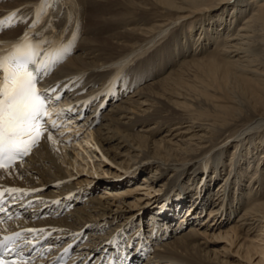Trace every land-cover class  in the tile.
<instances>
[{
	"label": "bare ground",
	"instance_id": "obj_1",
	"mask_svg": "<svg viewBox=\"0 0 264 264\" xmlns=\"http://www.w3.org/2000/svg\"><path fill=\"white\" fill-rule=\"evenodd\" d=\"M36 1L0 0V12L21 14L18 26L0 37L21 32ZM115 2L58 0L44 25L59 31L69 53L50 75L52 84L82 93L76 98L103 88L102 97L109 93L98 114L92 104L82 120L88 138L68 151L66 136H45L25 162L0 171V182L28 187L33 208L68 206L33 222L98 235L84 248L89 251L111 236L105 252L120 264H264V0H129L124 8ZM113 73L114 82L103 87ZM91 150L124 173L104 165L108 182L68 169H79L78 157L92 162L84 153ZM139 178L131 188L128 182ZM140 190L162 193L143 207L142 197L127 201ZM53 199L60 204L53 207ZM209 204L208 224L194 226ZM148 206L156 209L149 216ZM32 215L27 209L24 217L1 222V230ZM227 220L213 236L237 247L242 260L236 262L209 240L210 230ZM145 246L148 257L134 262Z\"/></svg>",
	"mask_w": 264,
	"mask_h": 264
},
{
	"label": "snow or ice",
	"instance_id": "obj_2",
	"mask_svg": "<svg viewBox=\"0 0 264 264\" xmlns=\"http://www.w3.org/2000/svg\"><path fill=\"white\" fill-rule=\"evenodd\" d=\"M39 55L38 46L27 38L14 45L8 53L0 54V71L4 73V83L0 84V169H7V162L17 157L27 156L31 148L39 143L40 129L47 128V122L42 123V118L49 115L47 102L50 98L47 92L53 89L40 92L37 88L39 74L34 66L38 64ZM6 191L11 193L23 189ZM2 195L3 192H0ZM10 239L4 237L0 247ZM0 264L12 262L6 261L0 254Z\"/></svg>",
	"mask_w": 264,
	"mask_h": 264
},
{
	"label": "rangeland",
	"instance_id": "obj_3",
	"mask_svg": "<svg viewBox=\"0 0 264 264\" xmlns=\"http://www.w3.org/2000/svg\"><path fill=\"white\" fill-rule=\"evenodd\" d=\"M112 2L113 1H115V0H111ZM129 0H116V2L115 3H120L121 4V8H124L126 5L125 4H122V3H129L128 2ZM134 1H137V2H140V3H143V1L144 0H134ZM250 1H252V0H250ZM176 25V27H170L169 29H167L165 32H164V34H163V36L164 37H162L161 36V38L159 39V43H161V42H163L164 41V39L165 38H168V37H170V35L177 29V27H179L180 26V23H176L175 24ZM174 28H175V30H174ZM197 38H196V36H195V40H196ZM159 43H157V45L159 44ZM209 51V50H208ZM141 52V51H140ZM140 52H138V54H140ZM205 54H207V52L205 53ZM141 56H144L143 55V53H141V55H138V57L137 58H139V57H141ZM89 111V110H88ZM87 111V112H88ZM100 121V120H99ZM227 139H230L231 137H229V136H227L226 137ZM235 138V137H234ZM233 138V139H234ZM229 141V140H228ZM230 143H232V140L230 141ZM78 144V143H77ZM68 145H69V147H68ZM68 145H66L65 147H67V150L68 151H72V148L73 147H75V146H72V145H70V144H68ZM78 145H80V143L78 144ZM77 148V147H76ZM71 149V150H70ZM77 150H80L79 148L77 149ZM228 151V154H227V156L225 155V159L227 160L228 158H230V155H231V151L228 149L227 150ZM60 151H57V157L60 159V161H62V155H61V153H59ZM92 152H93V154H92ZM84 153H85V155H89V153L92 155V162H88V163H86V161L88 160V158H84V160L83 159H81L80 157H78V159H79V163L81 164L78 168L79 169H77V168H73V167H69V166H67L68 167V169H70L71 168V170L73 169V172H74V174L75 175H80V174H86L87 175V177H90V178H92V179H97V180H105V181H108V182H110V177L109 176H111V174H109V173H107V170H106V168L104 167V165H107V167L109 166V167H111V168H113V169H115V170H117L118 172H119V174H122V173H124V170H122V169H120V168H118L116 165H114L109 159H106V158H104L102 155H99L98 154V152L97 151H95V150H91V152H85L84 151ZM95 155V156H94ZM94 156V157H93ZM101 162V163H100ZM103 162V163H102ZM92 163V164H91ZM86 165H88V166H86ZM95 166V168H96V170H97V172H94V169H93V166ZM84 167V168H83ZM90 167V170L88 169ZM112 177H117V176H112ZM140 177H142V175L140 176ZM114 179V178H113ZM116 180V179H115ZM141 180H140V178L138 179V180H131L130 182H128V184H129V186L131 187V188H135L136 187V183H139ZM216 183H218V182H216ZM217 184H214V186H216ZM173 187V186H172ZM103 188V187H102ZM124 188H127V187H124ZM213 188H215V187H213ZM166 189V188H165ZM165 189H163L162 191H164ZM171 190V189H170ZM101 192L103 191V189L102 190H100ZM104 192V191H103ZM145 192V190H140L139 192H133L132 194H129L128 196H126L128 199H127V201H131V203H135V202H138V197H142L143 198V202H141L142 204H141V206L143 207L144 206V204H146V202L147 201H149L150 203H148L149 205H151L152 203H153V201H155V199H157V196L158 195H160L162 192L160 191V192H154L151 196H147V194H142V193H144ZM165 193V192H164ZM163 193V194H164ZM162 194V195H163ZM161 195V196H162ZM137 198V199H136ZM130 199V200H129ZM147 204V205H148ZM209 206H210V204L209 205H207V206H205L204 205V210H203V213L199 216V218L198 219H196V221H195V224H193L194 226H198V228L201 226V227H204V226H206L208 223H206V224H204L203 225V222L205 221V218L207 217V214H208V209H209ZM147 208V207H146ZM148 208H149V206H148ZM147 208V209H148ZM156 209H155V207H150L149 208V210H147V212H148V216H149V214H151L153 211H155ZM240 213V212H239ZM164 218V217H163ZM233 218H235V215L233 216ZM177 222V218L175 217V218H173V222H172V224H174V223H176ZM200 223H202V224H200ZM228 223H229V220H227L224 224H221V226H218V227H216V225L210 230V238H209V240H210V243L213 245V247L214 248H217L216 250H219V252H221V253H225V254H228V255H231V256H235L236 254H238V253H236V250H237V247L236 246H234V244L232 245V244H230V242H228L227 241V238L225 239L224 237H219V236H213V233H218L219 234V232L218 231H221V230H224L223 228H225L227 225H228ZM190 224H187V225H185V227L182 229L183 231L184 230H186L187 229V227L189 226ZM222 227V228H221ZM215 229V230H214ZM219 229V230H218ZM211 231H212V233H211ZM98 235H94L93 236V238H95V237H97ZM222 238H224V239H222ZM216 244V245H215ZM217 246V247H216ZM230 248V249H229ZM227 249H229V250H227ZM240 255H236L235 256V259L233 258V259H231V261L233 260V262H236V258L238 259H241L242 260V257H239ZM144 260V259H143ZM142 261V260H141ZM253 264V263H252Z\"/></svg>",
	"mask_w": 264,
	"mask_h": 264
}]
</instances>
